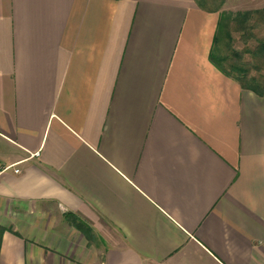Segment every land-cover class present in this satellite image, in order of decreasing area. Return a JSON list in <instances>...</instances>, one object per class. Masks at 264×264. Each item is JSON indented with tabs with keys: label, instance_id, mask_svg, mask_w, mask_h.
I'll list each match as a JSON object with an SVG mask.
<instances>
[{
	"label": "crops",
	"instance_id": "crops-1",
	"mask_svg": "<svg viewBox=\"0 0 264 264\" xmlns=\"http://www.w3.org/2000/svg\"><path fill=\"white\" fill-rule=\"evenodd\" d=\"M217 23L0 0V264H264V96L210 60Z\"/></svg>",
	"mask_w": 264,
	"mask_h": 264
},
{
	"label": "trees",
	"instance_id": "trees-1",
	"mask_svg": "<svg viewBox=\"0 0 264 264\" xmlns=\"http://www.w3.org/2000/svg\"><path fill=\"white\" fill-rule=\"evenodd\" d=\"M197 4L206 9L211 10L214 12H218L216 8L206 7L198 0H195ZM258 17H264V9H251V10H244V11H237L234 14H227L223 12H218V23L216 33L213 39V45L210 52V60L224 73L225 75L232 77L236 80L243 89L250 90L254 92L258 96H264V79H258L255 76L250 75V68L245 67V65H241L236 59L240 58V54L242 51H234L233 53L236 54L233 60L229 61V66L225 67L222 63H225L229 58L228 55H220L218 52L220 50V46L223 42V38H227V43L230 41L231 32H230V25L234 24L235 30L240 32L244 39L247 38H256L253 33V24L251 21ZM256 46L253 49H246L252 57L256 59H260L261 62H264V39L256 38ZM258 66L252 67L255 70H258ZM66 217L73 223V225L80 229L84 234L91 230V228L79 217L75 215L67 214ZM6 228L0 226V245L2 240L3 232Z\"/></svg>",
	"mask_w": 264,
	"mask_h": 264
},
{
	"label": "rangeland",
	"instance_id": "rangeland-1",
	"mask_svg": "<svg viewBox=\"0 0 264 264\" xmlns=\"http://www.w3.org/2000/svg\"><path fill=\"white\" fill-rule=\"evenodd\" d=\"M198 2H201L206 7L216 8L218 9V12L227 14H234L237 11L251 9H264V5H262V2L259 0H198ZM251 23L253 24L252 30L255 37L258 39H264V17L256 16ZM229 28L231 32L230 41L227 43V38L224 37L218 52L220 55L226 54L229 56V59L225 61V63H222V65L228 67V62L233 60L236 56L233 52L242 51L240 58H235L234 60H237L241 63V65H245V67H251L250 75L255 76L258 79H264V62H261L260 59L252 57V55L246 51V49H253L256 46V38L244 39L242 34L235 30L234 24H231ZM256 65H260L258 66V70L252 68L256 67ZM86 237L88 241H90V244L100 246L98 238L94 235V233L89 231Z\"/></svg>",
	"mask_w": 264,
	"mask_h": 264
},
{
	"label": "built area",
	"instance_id": "built-area-1",
	"mask_svg": "<svg viewBox=\"0 0 264 264\" xmlns=\"http://www.w3.org/2000/svg\"><path fill=\"white\" fill-rule=\"evenodd\" d=\"M11 167H12V165H9V166H7L5 169H7V168H11ZM19 171H20V170L17 169V168L14 169V172H15V173H19Z\"/></svg>",
	"mask_w": 264,
	"mask_h": 264
}]
</instances>
